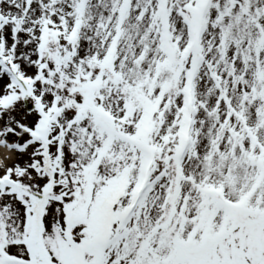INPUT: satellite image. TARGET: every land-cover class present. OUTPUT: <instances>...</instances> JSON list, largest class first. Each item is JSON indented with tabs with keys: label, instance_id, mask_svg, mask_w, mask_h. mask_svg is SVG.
I'll return each mask as SVG.
<instances>
[{
	"label": "snow or ice",
	"instance_id": "6c2138e0",
	"mask_svg": "<svg viewBox=\"0 0 264 264\" xmlns=\"http://www.w3.org/2000/svg\"><path fill=\"white\" fill-rule=\"evenodd\" d=\"M0 264H264V0H0Z\"/></svg>",
	"mask_w": 264,
	"mask_h": 264
}]
</instances>
